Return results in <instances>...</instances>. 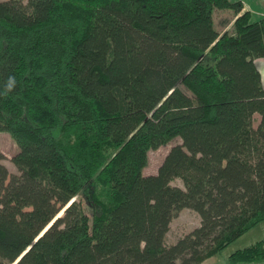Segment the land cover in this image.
Instances as JSON below:
<instances>
[{"label":"trees","instance_id":"16d2710c","mask_svg":"<svg viewBox=\"0 0 264 264\" xmlns=\"http://www.w3.org/2000/svg\"><path fill=\"white\" fill-rule=\"evenodd\" d=\"M242 7L0 0V132L17 147L0 264H199L264 220V15L213 25ZM182 208L200 223L166 244ZM226 264H264V241Z\"/></svg>","mask_w":264,"mask_h":264},{"label":"rangeland","instance_id":"374dc122","mask_svg":"<svg viewBox=\"0 0 264 264\" xmlns=\"http://www.w3.org/2000/svg\"><path fill=\"white\" fill-rule=\"evenodd\" d=\"M26 3L27 0H21ZM242 4V3H241ZM233 11L230 9L216 10L213 12V25L216 29L221 30V28L226 25ZM259 15V14H256ZM180 142L178 139L170 141L168 144L162 145L156 149H151L147 152V164L143 168V174H155L158 166L162 162L164 156L167 154L171 146L175 143ZM16 145L10 135L7 132H0V150L2 152V159L0 162L5 165L9 173H15L16 168L11 162V155L16 151ZM173 185L182 186L180 179H175L172 183ZM200 223L199 215L190 208H182L178 213L172 218L170 222L169 230L166 234L165 242L170 244L175 242L179 237L191 231L193 228L197 227ZM264 225L257 227L248 231L244 236L240 237L236 241L232 242L221 252L203 260L199 264H226L228 255L236 249L246 247L256 241L260 236L259 232L262 230Z\"/></svg>","mask_w":264,"mask_h":264},{"label":"crops","instance_id":"0c3cea01","mask_svg":"<svg viewBox=\"0 0 264 264\" xmlns=\"http://www.w3.org/2000/svg\"><path fill=\"white\" fill-rule=\"evenodd\" d=\"M230 1H240L242 3V6L243 7H242V10L240 11V13H238L237 15H235L234 12H233V14L230 15V18L227 21L226 25H224L221 28V30H220L221 32L226 31V30H229L230 27H231V25H232V23H233V21H234V19L236 18V16H238L239 14H241L243 11L248 10V11H250V13L253 16H258L256 14L264 15V0H230ZM216 10H225V9H216ZM253 62H254L255 67L257 68V70H258V72L260 74L261 83H262V86L264 88V56L263 57H256V58H254ZM254 117L257 120L259 119V115L258 114H255ZM261 225H264V220H262L261 222H259L252 229H256L257 227H260ZM259 234L262 237H256V238H259V240H263L264 241V226H263L262 230L259 232Z\"/></svg>","mask_w":264,"mask_h":264},{"label":"clouds","instance_id":"9594fccd","mask_svg":"<svg viewBox=\"0 0 264 264\" xmlns=\"http://www.w3.org/2000/svg\"><path fill=\"white\" fill-rule=\"evenodd\" d=\"M9 82H10V83H12V81H11V80H10Z\"/></svg>","mask_w":264,"mask_h":264},{"label":"water","instance_id":"95a60500","mask_svg":"<svg viewBox=\"0 0 264 264\" xmlns=\"http://www.w3.org/2000/svg\"><path fill=\"white\" fill-rule=\"evenodd\" d=\"M52 223V222H51Z\"/></svg>","mask_w":264,"mask_h":264}]
</instances>
